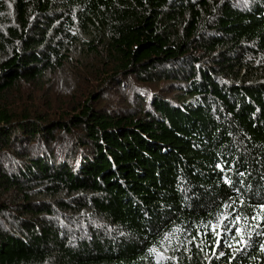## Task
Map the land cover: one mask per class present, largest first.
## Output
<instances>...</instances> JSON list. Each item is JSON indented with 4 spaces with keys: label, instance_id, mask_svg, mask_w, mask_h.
I'll use <instances>...</instances> for the list:
<instances>
[{
    "label": "trees",
    "instance_id": "1",
    "mask_svg": "<svg viewBox=\"0 0 264 264\" xmlns=\"http://www.w3.org/2000/svg\"><path fill=\"white\" fill-rule=\"evenodd\" d=\"M261 205L264 0H0V264H264Z\"/></svg>",
    "mask_w": 264,
    "mask_h": 264
},
{
    "label": "snow or ice",
    "instance_id": "2",
    "mask_svg": "<svg viewBox=\"0 0 264 264\" xmlns=\"http://www.w3.org/2000/svg\"><path fill=\"white\" fill-rule=\"evenodd\" d=\"M217 167H220V165H217ZM226 183H229V181H225ZM225 207H227V205H225ZM261 208H264V205H261L260 206ZM225 219V217L221 216L219 218V220L222 222L223 220ZM239 221V217H237L236 221H232L231 223H238ZM209 224L211 226V231L214 233V235L216 236V241H217V244L220 243V240H221V235H222V232L225 230L224 229V226H223V223H212L211 221H209ZM202 227H207L206 225H201ZM229 227H231V224L228 225ZM219 229V230H218ZM182 229H179L178 227L174 228L173 231H181ZM236 233L239 235L241 233V228L237 227L235 229ZM170 235L171 233H164V240H167L170 238ZM201 235V233L199 231H197V236ZM195 239V238H193ZM164 240H161L160 243L161 245H163L164 243ZM239 243L241 244V246H244V244L246 243V241L244 240L243 237H241V240L239 241ZM226 246L228 247H231V245H227ZM262 249H264V245H261ZM237 251H239V249H236ZM155 248H152V249H149V252L150 253H153L155 252ZM157 255H160L159 253H157ZM220 255H223V253H220ZM173 259H175V257H173Z\"/></svg>",
    "mask_w": 264,
    "mask_h": 264
}]
</instances>
